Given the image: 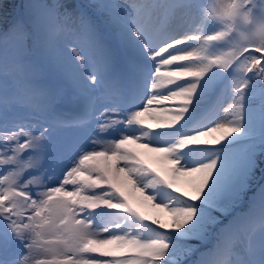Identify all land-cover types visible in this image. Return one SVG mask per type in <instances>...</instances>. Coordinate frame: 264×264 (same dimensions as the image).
<instances>
[{"label":"snow or ice","instance_id":"6c2138e0","mask_svg":"<svg viewBox=\"0 0 264 264\" xmlns=\"http://www.w3.org/2000/svg\"><path fill=\"white\" fill-rule=\"evenodd\" d=\"M0 23V264H264V0Z\"/></svg>","mask_w":264,"mask_h":264},{"label":"rangeland","instance_id":"374dc122","mask_svg":"<svg viewBox=\"0 0 264 264\" xmlns=\"http://www.w3.org/2000/svg\"><path fill=\"white\" fill-rule=\"evenodd\" d=\"M84 2H87V0H84ZM118 2L121 3V4H125L127 2V0H118ZM161 2H163V0H161ZM199 2L201 3L202 7H206L208 5V1L207 0H199ZM259 2H260V0H258V3ZM157 15H158V18H159L158 19V24L161 25L162 22L164 21L165 16H166V12H165L164 9H159V10H157ZM178 15H181L182 16V15H185V13L182 11ZM176 25H177V20L176 19L168 18L167 21H165V24L162 25L161 27L175 28L174 26H176ZM190 26L191 25H188V24L185 25V27H190ZM200 27H202L203 32L205 34H211L212 31L215 28V25L214 24H211V23H205L204 25H202ZM249 28H251V25H248L246 27H242V30L247 31ZM190 34H198V33H190ZM224 106L226 107L227 104H225ZM221 115L223 116L222 111H221ZM111 138L112 137H108V136H101L99 138L100 144L102 145L103 148H106L107 147L106 141L109 140V139H111ZM146 234H149L150 235V233H147V230H146Z\"/></svg>","mask_w":264,"mask_h":264},{"label":"trees","instance_id":"16d2710c","mask_svg":"<svg viewBox=\"0 0 264 264\" xmlns=\"http://www.w3.org/2000/svg\"><path fill=\"white\" fill-rule=\"evenodd\" d=\"M15 2V0H1L0 4L4 3V6L0 8V12H5V17L8 16L15 5Z\"/></svg>","mask_w":264,"mask_h":264},{"label":"bare ground","instance_id":"6f19581e","mask_svg":"<svg viewBox=\"0 0 264 264\" xmlns=\"http://www.w3.org/2000/svg\"><path fill=\"white\" fill-rule=\"evenodd\" d=\"M177 23H178V21H177ZM174 27H176V26H174Z\"/></svg>","mask_w":264,"mask_h":264}]
</instances>
